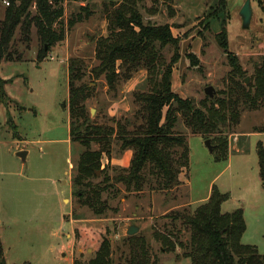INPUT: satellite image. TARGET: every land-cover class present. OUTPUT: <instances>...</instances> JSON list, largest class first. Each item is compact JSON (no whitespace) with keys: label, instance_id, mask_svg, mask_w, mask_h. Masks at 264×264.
<instances>
[{"label":"rangeland","instance_id":"1","mask_svg":"<svg viewBox=\"0 0 264 264\" xmlns=\"http://www.w3.org/2000/svg\"><path fill=\"white\" fill-rule=\"evenodd\" d=\"M7 1L0 0V27ZM123 1L65 0L64 16L55 25L57 30L63 26L65 38L51 48L45 46L44 60L38 58L44 46L34 26L29 42L24 41L19 26L7 53L0 54V81H7L9 95L5 105L0 102V233L7 264H91L104 239L109 242L111 264H129L128 238L133 236L145 241L156 264H192L179 246L175 252L163 250L158 237L171 235L177 242H188L190 230L182 218L175 217L194 214L213 185L230 196L222 212L244 209L247 230L242 242L257 246L264 255V187L258 160L259 145L264 148V100L257 108L241 104L239 124L225 128L227 153H234L230 167L228 162H217L214 147L211 152L206 140L193 135L180 118L175 131L187 136L191 154L190 169H183L179 186L158 190L156 177L148 176L138 192L115 182L127 174L133 157L132 150L122 149L115 134L101 170L89 180L94 187L111 185L102 195L106 211L97 215L75 195L74 180L85 147L70 140V61L84 62L85 75L77 85L91 90L85 107L92 124L117 130L118 122L126 125L129 120L132 130L143 123L136 94L144 89L145 70L129 80L120 78L114 89L105 76L91 72L99 65L97 43L109 34L107 15ZM225 1L137 0L145 25H168L178 38L177 49L167 46L161 53L167 64L178 54L173 91L200 108L210 105L205 93L209 87L214 90L213 98L228 99L235 81L253 85L256 68L264 61V0H251L253 18L248 30L242 28L240 16L246 0ZM30 11L34 16L35 8ZM79 15L82 21L71 27ZM223 29L229 53L220 45ZM229 54L237 57L241 75L234 74ZM218 143L211 141L212 146ZM91 146L92 150L101 147ZM19 152H26V158L19 157ZM131 225L139 227L132 236L127 234Z\"/></svg>","mask_w":264,"mask_h":264},{"label":"trees","instance_id":"2","mask_svg":"<svg viewBox=\"0 0 264 264\" xmlns=\"http://www.w3.org/2000/svg\"><path fill=\"white\" fill-rule=\"evenodd\" d=\"M65 0H8L9 6L0 27V54L7 53L17 28L20 26L24 41L29 42V31L37 28L43 43L39 60L47 57L45 46H55L65 38L63 26L55 25L64 16L62 4ZM86 1V0H74ZM141 1V0H140ZM225 1V0H224ZM226 3V1H225ZM137 0H124L114 11L107 15L109 34L102 37L96 48L99 65L91 72L97 77L105 76L110 89L123 78L129 80L140 69L147 72L142 92L136 94L140 104L138 115L141 125L129 130L131 121L126 125L117 123L114 127L98 126L91 123L87 115L85 102L91 97V90L85 85H77L84 75V62L73 59L69 64V117L70 140L85 147L80 155L78 175L74 180L75 195L81 198L83 205L90 207L97 215L107 209L102 195L111 185L103 188L90 184L101 170L104 154H109L110 144L116 134L123 150H132L133 157L126 175H119L114 180L126 186L127 191H141L148 182V176L156 177L158 190H172L179 186L183 169H190L191 150L187 136L175 131L180 118L183 119L192 134L205 140L218 141L213 145L217 162L227 159V138L225 128L240 122V106L257 108L264 100V61L256 68L254 84L248 87L235 81L234 88L228 91L229 98L208 99L209 106L197 107L192 100L183 99L173 91L172 74L178 61V54L167 64L162 56V49L167 46L178 48L179 40L174 37L171 27L145 25L138 12ZM31 8L36 13L32 16ZM87 10V9H84ZM89 16V12H86ZM79 15L70 22L74 26L82 21ZM221 47L229 53L226 31L220 35ZM2 55V54H1ZM10 57V54H7ZM234 74L241 75L242 68L236 56L229 54ZM193 66L197 62L192 57ZM0 81V102L9 101L5 85ZM8 122L16 129L11 118ZM92 143L101 147L92 150ZM259 176L264 187V148L258 147ZM228 193H222L213 186L209 200L198 207L194 214H177L182 224L190 230L188 242H177L171 235H159L163 250L175 252L177 246L190 258L192 264H264V255L258 248L242 243L247 225L244 209L238 208L230 213L222 212V205L229 200ZM131 242L129 264H156L152 261L147 244L137 236L128 238ZM98 258L91 264H111L108 259L109 242L103 240ZM0 264H7L0 233Z\"/></svg>","mask_w":264,"mask_h":264},{"label":"water","instance_id":"3","mask_svg":"<svg viewBox=\"0 0 264 264\" xmlns=\"http://www.w3.org/2000/svg\"><path fill=\"white\" fill-rule=\"evenodd\" d=\"M240 16L242 19V28L248 30L250 28L251 25V21L253 18V8H252V1L251 0H246L245 4L243 5L241 11H240ZM247 82V81H246ZM213 88L209 87L205 90V93L207 96H209L210 98L214 97V93H213ZM206 145L207 147L210 149V151H213V146L211 145V141L210 140H206ZM27 153L26 152H19L18 156L22 157L23 159L26 158ZM139 231V227L136 225H131L129 227V229L127 230V234L132 236L135 235L136 233H138Z\"/></svg>","mask_w":264,"mask_h":264},{"label":"crops","instance_id":"4","mask_svg":"<svg viewBox=\"0 0 264 264\" xmlns=\"http://www.w3.org/2000/svg\"><path fill=\"white\" fill-rule=\"evenodd\" d=\"M3 79H6V78L3 77ZM7 87H8V85L6 86V88H7ZM242 135L245 136V135H247V134H242ZM238 140H239V139L235 138V142H238ZM232 148H233V147L230 148L231 151H232ZM233 149H234V148H233ZM237 151H238L237 153H239L240 150H237ZM233 155H234V153L230 152L229 155H228L227 160L224 161V162H228V166H227V168L230 167V165H231ZM259 180L261 181V178H259ZM261 182H262V181H261ZM262 184H263V183H262ZM213 186H215V185H213ZM213 186H212V188H213ZM211 193H212V190H211ZM211 193H210V195L206 198V200H205L201 205L205 204V203L209 200V198H210V196H211ZM201 205H199V206H201ZM199 206H198V207H199ZM224 213H230V212H224ZM244 217H245V212H244ZM245 221H246V219H245ZM246 225H247V223H246ZM246 230H247V229H246ZM243 237H244V236H243ZM242 240H243V238H242ZM242 243H243V242H242ZM243 244H244V243H243ZM245 245H249V244H245ZM252 246H254V245H252ZM256 247H257V246H256Z\"/></svg>","mask_w":264,"mask_h":264},{"label":"built area","instance_id":"5","mask_svg":"<svg viewBox=\"0 0 264 264\" xmlns=\"http://www.w3.org/2000/svg\"><path fill=\"white\" fill-rule=\"evenodd\" d=\"M5 4H6L7 6H9V3H8V2H5Z\"/></svg>","mask_w":264,"mask_h":264}]
</instances>
